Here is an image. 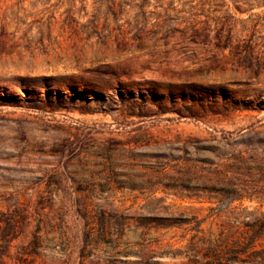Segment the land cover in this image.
Returning a JSON list of instances; mask_svg holds the SVG:
<instances>
[{
    "label": "rangeland",
    "instance_id": "rangeland-1",
    "mask_svg": "<svg viewBox=\"0 0 264 264\" xmlns=\"http://www.w3.org/2000/svg\"><path fill=\"white\" fill-rule=\"evenodd\" d=\"M0 264H264V0H0Z\"/></svg>",
    "mask_w": 264,
    "mask_h": 264
}]
</instances>
